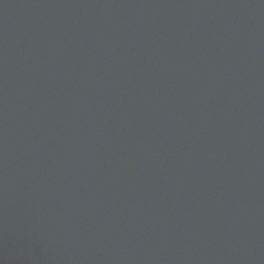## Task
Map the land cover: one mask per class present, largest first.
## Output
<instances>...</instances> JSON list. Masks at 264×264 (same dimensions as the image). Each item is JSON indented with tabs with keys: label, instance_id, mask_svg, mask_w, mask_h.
I'll list each match as a JSON object with an SVG mask.
<instances>
[{
	"label": "water",
	"instance_id": "1",
	"mask_svg": "<svg viewBox=\"0 0 264 264\" xmlns=\"http://www.w3.org/2000/svg\"><path fill=\"white\" fill-rule=\"evenodd\" d=\"M0 264H264V0H0Z\"/></svg>",
	"mask_w": 264,
	"mask_h": 264
}]
</instances>
